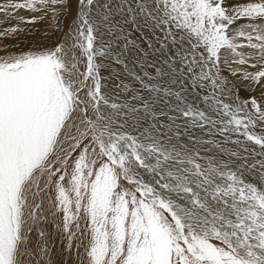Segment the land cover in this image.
I'll use <instances>...</instances> for the list:
<instances>
[{"label":"snow or ice","instance_id":"1","mask_svg":"<svg viewBox=\"0 0 264 264\" xmlns=\"http://www.w3.org/2000/svg\"><path fill=\"white\" fill-rule=\"evenodd\" d=\"M0 264H264V0H0Z\"/></svg>","mask_w":264,"mask_h":264}]
</instances>
